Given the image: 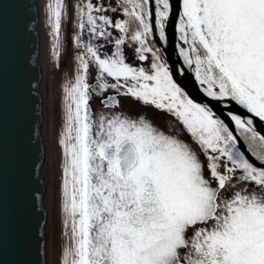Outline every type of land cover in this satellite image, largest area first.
<instances>
[{
  "label": "snow or ice",
  "instance_id": "6c2138e0",
  "mask_svg": "<svg viewBox=\"0 0 264 264\" xmlns=\"http://www.w3.org/2000/svg\"><path fill=\"white\" fill-rule=\"evenodd\" d=\"M120 7L127 19L119 21L94 0L76 9L81 52L64 88L60 139L68 229L62 264H264V167L239 150L213 107L175 79L184 70L174 72L147 46L154 28L166 41L174 24L187 46L179 55L202 94L223 105L264 164V135L254 127V118L264 122V0H123ZM65 8V0L48 4L57 60ZM129 39L135 65L126 55ZM149 53L148 66H139ZM94 96H104L108 114L93 117ZM118 97L170 114L187 139L118 111Z\"/></svg>",
  "mask_w": 264,
  "mask_h": 264
},
{
  "label": "water",
  "instance_id": "95a60500",
  "mask_svg": "<svg viewBox=\"0 0 264 264\" xmlns=\"http://www.w3.org/2000/svg\"><path fill=\"white\" fill-rule=\"evenodd\" d=\"M35 1L0 0V264H46L43 95ZM152 36L168 67L184 70L175 79L197 102L213 107L229 124L239 150L255 166L264 167L237 134L223 105L204 96L192 70L184 66L174 24L169 23L164 43L155 28ZM233 111L240 114L235 106ZM254 127L264 135V122L254 118Z\"/></svg>",
  "mask_w": 264,
  "mask_h": 264
},
{
  "label": "rangeland",
  "instance_id": "374dc122",
  "mask_svg": "<svg viewBox=\"0 0 264 264\" xmlns=\"http://www.w3.org/2000/svg\"><path fill=\"white\" fill-rule=\"evenodd\" d=\"M37 1L43 95L44 195L47 228L46 264H62L63 249L68 243L67 237L65 236L68 229L64 226L65 214L63 212L62 195L64 155L60 139L64 131V88L74 82L78 69L76 57L81 52V49L76 48L74 40L78 23L76 9L81 0H65L66 8L62 19L61 49L58 60L52 51L51 26L48 21V4L51 0ZM94 2L102 4L107 10L104 14L113 19V21L127 19V17H124L123 10L120 7L123 0H94ZM135 28V24L130 25L129 37L135 31ZM84 40L87 42L86 35L84 36ZM96 42L94 41V43ZM136 46L135 42L130 39L128 40L126 55L127 59L131 61L132 58L133 62H136L134 56V48ZM147 46L151 47L149 36L147 38ZM157 54L160 55L158 52ZM148 56V62H141L144 67H147L152 59L151 53ZM135 105L136 108L131 111L130 115H143L153 123L156 120L161 121L164 123L161 130H166L169 134L175 133L181 138L187 139L183 136L182 127L179 130L171 116L164 114L157 115L151 109L141 107L139 103Z\"/></svg>",
  "mask_w": 264,
  "mask_h": 264
},
{
  "label": "flooded vegetation",
  "instance_id": "af4514ba",
  "mask_svg": "<svg viewBox=\"0 0 264 264\" xmlns=\"http://www.w3.org/2000/svg\"><path fill=\"white\" fill-rule=\"evenodd\" d=\"M109 30L112 31V33H113V37H115V36L117 35V33H118V30H116V29H109ZM156 32H157V34H158V36H159L158 30H156ZM177 36L179 37V33H178V32H177ZM178 39H179V38H178ZM149 40H150V43H151V48L159 53V51H158V49H157V46L155 45V43H154V41H153L152 33L149 35ZM161 42L164 43V41H162V40H161ZM96 43H97V44H103L104 42H103V41H97ZM178 43H179V45H181V47H184V44H183L182 41L179 40ZM111 47H112V45H107V44H105V45H104V52H105L106 54H109V53H108V49H110ZM159 54H160V53H159ZM134 56H135V54H134ZM159 56L161 57L162 61L165 62V63L167 64V62L163 59V57H162L161 55H159ZM180 58H181V60H182V62H183V58H182L181 56H180ZM128 62H129L130 64H134V65L137 63V62H133V59H132V58H131V61L128 60ZM183 64H184V62H183ZM139 66H143L141 62H140V64H139ZM167 66H168V64H167ZM184 66L187 67L186 65H184ZM95 71H96V70H95V66L92 65L91 68H90V74H89V83H90V85L95 83V81H94V79H93V76L95 75ZM72 80H73V79H72ZM69 85H70V84H69ZM69 85H67V86H69ZM107 95H115V93H114L113 91L110 90V91L107 93ZM103 98H104V96H101V97H95V96H94V98H93L92 101H91V108H90V111L93 113V117H94V118H97V117L100 116V115L108 114V113H107V109H105V108L103 107V105L101 104V100H102ZM118 99L120 100V108L118 109V111H123V112L128 113V114H131V111L134 110V109L136 108V105H135V104L138 103V102H136L135 100H133V99H131V98L125 99V98H123V97H118ZM139 104H140V106L143 107V108H149V109H151V110H152L155 114H157V115H159V114H164V115H166V116H171L170 114H167V113H165V112H163V111L155 110V109L152 108V107L143 106L141 103H139ZM171 117H172V116H171ZM172 118H173V120L176 122L177 127H178L179 130H180L182 126H180V125L178 124V122L176 121V119H175L174 117H172ZM154 124H155L157 127H159L160 129H162V126L164 125L163 122L158 121V120L154 121ZM235 129H236V128H235ZM236 132H237V134L239 135V133H238V129H236ZM239 137H240V136H239ZM240 138H241V137H240ZM241 140H242V139H241Z\"/></svg>",
  "mask_w": 264,
  "mask_h": 264
},
{
  "label": "trees",
  "instance_id": "16d2710c",
  "mask_svg": "<svg viewBox=\"0 0 264 264\" xmlns=\"http://www.w3.org/2000/svg\"><path fill=\"white\" fill-rule=\"evenodd\" d=\"M238 133H239V136L241 137L243 143L246 145L247 149L249 150V152L253 155V152H252V150H251L250 147H249L248 141L244 139V136H243V135H241L240 130H238ZM253 156L256 158L255 155H253ZM256 159H257V158H256ZM257 160H258V159H257ZM258 161H259V160H258Z\"/></svg>",
  "mask_w": 264,
  "mask_h": 264
},
{
  "label": "bare ground",
  "instance_id": "6f19581e",
  "mask_svg": "<svg viewBox=\"0 0 264 264\" xmlns=\"http://www.w3.org/2000/svg\"><path fill=\"white\" fill-rule=\"evenodd\" d=\"M35 2L38 4V1H37V0H36ZM38 25H39V24H38ZM38 27H39V26H38ZM38 32H39L38 35H39V38H40V29L38 30ZM37 50H38V51H37V52H38V53H37V54H38V60H39V59L41 60V49H40V47H38ZM42 168H43V170H44V174H45V165H44L43 163H42ZM46 229H47V228H46Z\"/></svg>",
  "mask_w": 264,
  "mask_h": 264
}]
</instances>
